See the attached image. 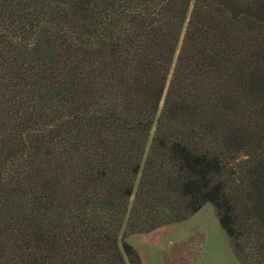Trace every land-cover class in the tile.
Wrapping results in <instances>:
<instances>
[{
	"label": "trees",
	"instance_id": "16d2710c",
	"mask_svg": "<svg viewBox=\"0 0 264 264\" xmlns=\"http://www.w3.org/2000/svg\"><path fill=\"white\" fill-rule=\"evenodd\" d=\"M207 203L264 264V0H0V264H145Z\"/></svg>",
	"mask_w": 264,
	"mask_h": 264
},
{
	"label": "rangeland",
	"instance_id": "374dc122",
	"mask_svg": "<svg viewBox=\"0 0 264 264\" xmlns=\"http://www.w3.org/2000/svg\"><path fill=\"white\" fill-rule=\"evenodd\" d=\"M131 236L145 264H241L211 203L184 222Z\"/></svg>",
	"mask_w": 264,
	"mask_h": 264
}]
</instances>
